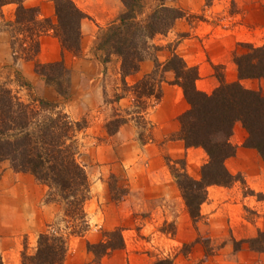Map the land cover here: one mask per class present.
Returning <instances> with one entry per match:
<instances>
[{"label":"rangeland","instance_id":"obj_1","mask_svg":"<svg viewBox=\"0 0 264 264\" xmlns=\"http://www.w3.org/2000/svg\"><path fill=\"white\" fill-rule=\"evenodd\" d=\"M73 1L88 18L82 23L81 55L65 53L64 57L62 53L69 69L65 98L33 72V62H29L31 78H27L26 69L18 66L23 61L13 64L10 37L0 32V85H8L23 101L37 97L55 104L72 121L89 119V127L78 134L77 158L91 185L90 199L85 204L90 230L82 237H69L63 264H152L162 259H170L172 264H264V251H254L250 245L251 239H257L254 247L264 248V239L259 237L264 228H256L258 221L264 222V194L250 187L246 180L249 175L250 179L264 183L260 170H264V162L258 152L250 149L254 157L240 151L226 162L227 170L238 180L230 187H210L200 208V218L192 220L171 168L184 165L187 174L198 180L207 154L201 148H185L178 140L177 117L173 122L168 120L164 132L156 133L155 107L148 112L152 117L151 141L141 144L140 130L132 123L113 137L106 136L102 125L111 109L102 106L103 91L107 92L106 97L112 95L119 78V63L113 58L104 76L102 66L92 56V48L98 28L113 20L123 7L118 0ZM213 2L199 0L201 10L186 12V17L176 21L166 35L153 41L161 47L156 55L159 62L164 63L174 51L188 66L196 67L199 72L196 87L207 94L219 86L217 73L227 83L238 82L233 54L248 51L240 43L264 46V0H226L212 7ZM31 3L29 0L26 5L30 7ZM157 4L158 0H146L144 15ZM14 10V5L6 6L5 17L13 19ZM146 63L152 65V72L154 61L146 59L143 65ZM212 65H219L220 69L216 72ZM142 70L144 66L127 78L128 83L140 79ZM14 71L31 86L30 91L14 82ZM165 77L166 88L173 74L167 73ZM239 82L243 88L264 97V79ZM180 94L170 93V100L162 104L163 111L173 104L187 103ZM129 104L128 100L121 103L123 108ZM247 136L238 122L230 141L243 148ZM224 140V133L212 136L213 142ZM34 184L28 175H16L8 163L0 164V258L7 264H20L24 250L33 254L38 234L58 213L56 206L46 208L42 202L46 188L39 186L41 191L36 190ZM39 193L43 194L40 200L35 197ZM116 228L121 230L124 249L97 260L87 251L86 244L98 243L103 232ZM12 239H17V251L10 247ZM9 247L11 250L7 251Z\"/></svg>","mask_w":264,"mask_h":264},{"label":"trees","instance_id":"obj_2","mask_svg":"<svg viewBox=\"0 0 264 264\" xmlns=\"http://www.w3.org/2000/svg\"><path fill=\"white\" fill-rule=\"evenodd\" d=\"M26 0H0V32L10 37L13 64L33 62L34 72L45 84L53 87L63 98L69 69L63 59L40 63V39L51 35L60 44L62 53L79 57L82 53V22L88 16L73 0H50L54 6L55 22L41 18L37 7H28ZM122 11L105 26L98 28L92 48L93 58L102 66L106 76L112 59L119 63V78L111 96L103 91V107L109 106L111 115L103 121L107 137H113L126 124L140 130L138 141L152 140L148 112L162 99L166 74L172 73L170 85L181 89L189 109L177 117L178 140L185 148H201L208 156L201 168L200 179L191 178L184 165L171 168V174L181 193L186 210L192 220L200 218L201 205L206 201L208 189L213 186L230 187L238 177L229 173L226 162L236 155L237 146L230 141L233 128L240 123L248 136L244 147L258 152L264 162V97L243 88L239 81L264 79V46L248 48L245 53L233 54L237 66L238 82L227 83L217 73L219 86L211 94L197 89L199 72L188 66L174 51L161 63L157 53L161 47L153 44L157 36L166 35L175 22L186 17V12L174 5L175 0H158V4L144 15L146 0H118ZM171 2L172 5H167ZM14 5L13 19H7L4 8ZM154 61L152 72L132 84L127 78L137 74L142 62ZM214 71L219 65H212ZM14 82L19 87L31 86L14 71ZM108 98V99H107ZM129 101L123 108L121 103ZM112 106V107H111ZM58 106L37 97L21 100L8 85H0V164L8 163L18 174L29 175L46 188L42 202L54 205L58 213L54 221L38 234L36 250L21 254L20 264H63L69 237H82L90 230L85 204L90 199V181L78 162L80 144L78 134L89 127L88 117L72 121ZM224 133L225 140L213 142L212 136ZM264 239V232L259 233ZM257 239H251V249ZM121 230L105 231L98 243H87L86 249L97 260L124 249ZM0 264H7L0 258ZM152 264H172L170 259Z\"/></svg>","mask_w":264,"mask_h":264},{"label":"crops","instance_id":"obj_3","mask_svg":"<svg viewBox=\"0 0 264 264\" xmlns=\"http://www.w3.org/2000/svg\"><path fill=\"white\" fill-rule=\"evenodd\" d=\"M27 1H29V0H26L24 2L25 5H26ZM225 1L226 0H214V2H213L214 5H212V7L215 6V5H218V4H224ZM30 2H32L30 7H37L39 9V14H40L41 18H49V19H51L52 21L55 22L54 6H53V4H52V2L50 0H30ZM198 2H199V0H175L174 5L179 7V8H181L185 12L196 13L199 10H201L200 9L201 7L198 4ZM181 25H184V23H181ZM9 48H10V45H9ZM61 51L62 50H61L60 44H59V42H58V40L56 38H54L52 36H43L40 39V52H39V55H38V61L40 63H50V62L59 61L62 58V52ZM63 54H64L63 56L65 57L66 54L65 53H63ZM143 63L140 66V69L143 68V66H144L145 70H142V72H143V75H145V74H147V73H149L151 71L152 65H150L149 63H146L145 65H143ZM18 66H20L21 68L26 69V71L28 72L27 73V76H28L27 78H31L32 77V74H30V71H29V70H31V68L29 66V62L18 63ZM33 72H34V70H33ZM162 89H163V96H162V99H161L162 101H160L155 106L156 112H155V116H154L155 117L154 123L158 127L155 130H156V133H158V134H160L161 132H164L166 130V124H167L168 120H171V122H173L176 119V117H178L180 114H182L189 107L187 105V103L180 104V105H177V106L175 104H173L170 108L168 107L166 109V111H163L162 104H163V102H168L170 100L169 94L170 93H177V92H179V94H180V92H182V91H181V89L179 87L173 86V85H169L166 88L163 86ZM147 119L148 120H152V117L150 115H148ZM127 126H130V124L124 125L120 129V131L123 128L127 127ZM162 128H164V130H162ZM240 151L247 152L250 155L255 157V153H254L253 150H250V149H247V148H244V147L243 148L239 147V148H237L236 154H238ZM242 170H246V169L244 168ZM260 170H261V173H262V178L264 179V170L263 169H260ZM15 174L16 175H24V174H18V173H15ZM246 174L248 175V173H246ZM29 177H31V176H29ZM32 179L35 182V184L33 185V188H36V190H37V189H39V186H41L42 188L44 187V186L40 185L38 182H36L34 180V178H32ZM246 180H247V183L250 185V187H252L253 189L257 190L258 192L264 194V183L263 182L259 183L258 181H255L254 179H250L249 175L246 176ZM39 190L41 191V189H39ZM35 197L40 200V198L43 197V194L39 193L38 196L35 195ZM46 208H50V207L48 205H46ZM256 226H257L256 228H258L260 230H263L264 222L260 223V221H258L256 223ZM10 242H11V246L10 247H13L14 250L17 251V249H18L17 239H12V241H10ZM10 247H9V249H7V251L11 250ZM0 252H2V249H0ZM17 263L18 262H14V264H17Z\"/></svg>","mask_w":264,"mask_h":264}]
</instances>
